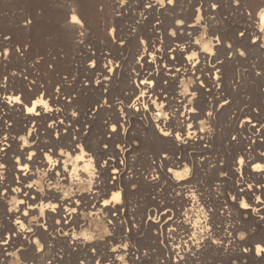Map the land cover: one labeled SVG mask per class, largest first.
<instances>
[{"label": "rangeland", "instance_id": "374dc122", "mask_svg": "<svg viewBox=\"0 0 264 264\" xmlns=\"http://www.w3.org/2000/svg\"><path fill=\"white\" fill-rule=\"evenodd\" d=\"M262 11L264 0H0V100L22 101L14 111L0 104V141L14 139L0 170V264H264V212L241 207L264 206V40L256 49L239 35ZM190 41L194 52L171 53ZM145 48L155 55L153 92L137 76L152 72L138 61ZM202 50L212 71H174ZM40 99L46 117L25 118ZM16 152L32 157L25 179L12 172ZM168 169L189 171L176 182ZM17 181L49 207L17 212L3 193H17ZM98 184L108 189L100 204L115 192L121 202L97 209ZM65 206L75 215H58ZM195 220L202 225L184 226ZM8 237L14 248L3 252Z\"/></svg>", "mask_w": 264, "mask_h": 264}, {"label": "bare ground", "instance_id": "6f19581e", "mask_svg": "<svg viewBox=\"0 0 264 264\" xmlns=\"http://www.w3.org/2000/svg\"><path fill=\"white\" fill-rule=\"evenodd\" d=\"M152 2V1H151ZM260 19V25L258 26V27H256V26H254V25H252L251 27H249V28H247V29H245V31L244 30H242V32L244 33V36H245V40L246 39H250V38H252V43L254 44V46L253 45H251V46H253V47H258L259 46V44H260V42H262V40H264V31H262V29H264V11H262L261 12V14H260V17H259ZM73 24H75V22L72 20L71 22H69V24H67L66 26H67V29H69V30H71L72 32L73 31H75L76 29V24L75 25H73ZM254 24V23H253ZM244 28H246V27H244ZM243 41V40H242ZM253 41H255V43L253 42ZM189 43H190V45H189ZM188 44H187V46H185V47H182V46H179V45H176L172 50H171V53L172 54H180V53H188L189 51L190 52H194V50L195 49H198V47H197V45H196V42L195 43H192L191 41L189 42ZM262 44V43H261ZM148 47V46H147ZM264 47V46H263ZM257 49V48H256ZM254 52V51H253ZM153 53V50L152 49H147L146 50V48L145 49H143V51H142V54L140 55V58L138 59V61L140 60V61H144V63H146V65L143 63V65H145L144 67H146V69L145 70H149V71H152L153 70V62H154V57H155V55H154V53ZM198 53H200L202 56V60H197V61H194V59H192V56L191 55H187L186 57H184L185 59H183V60H181V64H179L181 67H178V68H176V69H174V71L177 73V74H179V73H184V72H186V73H190V71H192V70H198V71H205V70H211L212 69V67L211 68H209L204 62L207 60V54L204 52V50H202V51H200V52H198ZM147 57H151V59L153 58V60H149V61H147ZM149 59V58H148ZM160 59V58H159ZM139 61V62H140ZM147 61V62H146ZM139 64V63H138ZM110 65V64H109ZM170 65V64H169ZM111 66V65H110ZM136 67H137V64H136ZM138 67H139V65H138ZM215 67H217V65L215 66ZM108 68V67H107ZM105 69V68H104ZM139 69H140V67H139ZM137 70V71H140L138 74H137V76H141V77H143V78H145V80H142V81H151V78H152V76L154 75V73H153V71L152 72H143V70H144V68L143 69H140V70ZM214 69V68H213ZM169 70V69H168ZM212 71V70H211ZM176 74V75H177ZM145 75H148L149 76V78H147V77H145ZM136 76V77H137ZM135 77V78H136ZM136 80V79H135ZM153 80V79H152ZM137 81V80H136ZM135 81V82H136ZM142 81H140L141 82V84H142V87H143V89H145L147 92H153V88H152V84L151 85H146V84H144V83H142ZM153 83V82H152ZM136 84H138L137 82H136ZM215 85H217V86H219L217 83L215 84ZM20 86V85H19ZM6 87V86H5ZM216 87V86H215ZM218 88V87H217ZM7 89V88H6ZM21 89V88H20ZM136 89H137V87H136ZM9 90H11V89H9ZM22 92H24L23 90H24V87L22 86ZM20 90V91H21ZM133 90V89H132ZM4 91V90H3ZM18 91V90H17ZM20 91H18V92H20ZM136 91V90H135ZM146 92V93H147ZM209 92V91H208ZM9 93V92H8ZM4 93V94H6V95H4L3 94V97L1 98V100H0V104L2 105V106H6L8 109H9V111H14V109H16L17 107L15 106L16 105V103H17V105L18 104H21V102H18V101H16L15 100V98L16 97H14L13 96V94L12 93ZM157 93V92H156ZM218 92H216V94H217ZM155 94V93H154ZM214 94V93H213ZM212 94V95H213ZM158 95V94H157ZM2 96V95H1ZM17 96H18V94H17ZM145 96V95H144ZM139 98H141V97H139ZM216 98H217V96H216ZM141 100V99H140ZM21 101V100H20ZM27 101H28V99H27ZM37 101H41V99L40 100H34V101H31L32 103H31V105L29 104V106L27 105H25L24 106V108H23V113L22 114H24L23 116H25V118H31V117H33V118H36V116L37 117H39V116H43V115H45V114H47L48 113V108H47V106L45 105V102H43V103H37ZM152 101H153V99H152ZM215 101V100H214ZM220 101V100H219ZM212 103H215V105H217V102H212ZM15 104V105H14ZM136 104H138V103H136ZM135 104V105H136ZM179 104H180V102H179ZM212 105L213 104H209V106H211L212 107ZM223 105V104H222ZM141 106V105H140ZM207 106V105H206ZM28 107H32V108H34V112H32V113H29L28 111H27V108ZM134 107V106H133ZM137 107V106H136ZM150 107H151V105H150ZM210 107V108H211ZM214 108H216L215 106H214ZM135 110H136V112L137 113H140V114H142V112L144 111V109L143 108H141V107H138V108H135ZM152 110V109H151ZM155 110V109H154ZM153 110V111H154ZM159 110V109H158ZM213 110H215V109H213ZM21 111V110H20ZM188 111V110H187ZM215 112V111H214ZM37 113H38V115H37ZM145 113V112H144ZM211 112H209L208 114H210ZM157 114V113H156ZM187 114H189V113H187ZM158 115V114H157ZM184 115H186V114H184ZM31 116V117H30ZM35 116V117H34ZM159 116V115H158ZM162 116V115H161ZM45 117H46V115H45ZM153 117V116H152ZM183 118V117H182ZM185 118V117H184ZM159 120V119H158ZM255 121V120H254ZM169 122V121H168ZM244 122L245 123H249L250 124V122L251 121H248V120H244ZM167 124V123H166ZM4 125V124H3ZM258 124H254L253 123V126H257ZM166 126V125H165ZM32 127V126H31ZM167 127V126H166ZM6 129V128H5ZM7 129H8V125H7ZM165 129V128H164ZM168 129V128H167ZM5 132V131H4ZM7 132H8V130H7ZM107 132V131H106ZM164 132H166V131H164ZM160 133H161V135H163L162 134V132L160 131ZM8 134V133H7ZM109 134V133H108ZM34 136V135H33ZM163 136H165V135H163ZM31 137V136H30ZM173 137H175V136H173ZM9 138V137H8ZM8 138H6V137H3L2 139H1V141H0V148L1 149H3L2 151H0V164H3V165H5V163H4V160H5V158H6V156L7 155H9V152H10V144H11V142H13L14 141V139H8ZM11 138V137H10ZM177 140V145H181V144H183L184 142L182 141V140H180V139H176ZM77 142V141H76ZM174 142V141H173ZM188 142H190V141H188ZM38 144V143H37ZM185 144V143H184ZM189 144V143H188ZM34 145L35 144H33V145H30V146H33L34 147ZM39 145V144H38ZM182 146V145H181ZM35 147H39V146H35ZM27 149H30V147L28 148L27 147ZM25 150V149H24ZM38 150V149H37ZM20 151H22V152H24L23 150H20ZM123 152V151H122ZM25 154V153H24ZM24 154L22 153H20V152H16V155H18V159H17V163H15L16 165H13L12 167H13V170H12V172H14V173H17V174H21V173H23L22 174V178L23 179H25L26 178V173H25V169H26V166H27V163H28V161L30 162L31 161V159H32V157L30 156V154H29V157H27V156H24ZM27 154V153H26ZM15 155V156H16ZM12 156V155H11ZM59 157V156H58ZM261 159H264V153L261 155V157H260ZM259 158V159H260ZM7 159H9V158H7ZM248 159V158H247ZM256 160H258V159H256ZM241 161H243V159L242 158H240V161H239V166H237L236 167V171H238V169L240 170L241 169V167H242V165H244L243 164V162H241ZM248 161H250V162H252V160H247V162ZM36 162V161H35ZM31 163H33L32 161H31ZM30 163V164H31ZM43 163V162H42ZM60 163V162H59ZM80 163H83V165H80ZM153 163V162H152ZM34 164V163H33ZM42 165V164H41ZM47 164H45V166H46ZM10 167V166H9ZM58 167H59V165H58ZM2 168H0V170H1ZM74 169H75V171H81V172H84V174H85V170H88V167H87V164L84 162V161H80V162H77V163H75V167H74ZM73 169V170H74ZM54 170V169H53ZM118 171V170H117ZM116 170L115 171H113L112 172V174H114L115 176L113 177L114 179H116V174L118 173ZM119 171H121V170H119ZM261 171V170H260ZM259 171V172H260ZM11 171L9 172V174L10 173H12ZM90 172V170L89 171H87V175H88V173ZM53 173H54V171H53ZM177 173H179L180 174V172H177V171H172L171 172V174L173 175L172 176V180L173 181H178V178H177ZM119 175V174H118ZM122 175V174H121ZM119 177V176H118ZM28 178V177H27ZM112 178V179H113ZM118 179V178H117ZM152 180V179H151ZM151 180H149V181H151ZM117 181V180H116ZM114 183H115V181H113ZM17 183L18 184H16V185H19V188H18V192L16 193L13 189H12V192L10 191V190H4L3 191V193L5 194V195H7L9 198H11L12 200H14L15 202H16V204L20 207L19 208V210H17V212H19L20 213V211L21 210H26V209H28V211H30V212H36L37 210H38V208L39 207H41V208H43V207H49V203H43L44 202V197H46V195L44 196V195H42V194H40V193H38V191H36L35 189H31L30 187H27V186H23L24 184H22L20 181H17ZM117 183V182H116ZM15 184V183H14ZM13 184V185H14ZM118 184V183H117ZM240 185H242L241 183H239V186ZM0 186H4V183L3 184H0ZM6 187V186H5ZM106 186L105 185H100V184H98V186H97V190H95L93 193H92V195H91V198H90V201L91 202H95L96 203V208L97 209H102V208H106V206H108V205H106L104 202L103 203H99V201H100V197H102V198H104L106 195H105V193L108 191V189L107 188H105ZM108 187H109V190L110 189H115L116 188V186H114L113 184H111V185H108ZM6 189V188H5ZM8 189V188H7ZM113 189V190H114ZM240 189V188H239ZM242 189V188H241ZM259 190H260V188H258ZM240 193H246V192H248V191H251V192H253L254 191V189H252V188H250V187H247V188H245V189H242V190H238ZM48 192V191H47ZM13 194V195H12ZM106 194H108V192L106 193ZM15 195V196H14ZM53 194H51V196H52ZM7 197V198H8ZM64 197V196H63ZM74 197V196H73ZM52 198V197H51ZM65 198V197H64ZM72 201L73 199L72 198H66V200H59L60 202H62V201H64V203H65V201ZM73 202V201H72ZM63 202H62V206L63 205H65ZM70 204V203H69ZM253 206H250L249 208L251 209V210H253V212L254 213H259V212H264V206H261V203L259 202V201H254L253 203ZM52 205V204H51ZM57 206V205H56ZM115 206V205H114ZM114 206H113V208H114ZM120 208L121 207H119V208H117L116 210H120ZM59 209V208H58ZM245 209V208H244ZM62 210V209H61ZM61 210H59L61 213L60 214H58V215H62V213H63V217H65V218H69V217H72V216H74L75 215V213H76V208H74V207H67V206H65L64 207V211H61ZM115 210V211H116ZM11 213V212H10ZM49 213L50 214H56V212L55 211H53V213L52 212H50L49 211ZM150 213H151V211H150ZM38 215V214H37ZM50 216H52V215H50ZM56 216V215H55ZM167 217V215H164L163 216V219H165ZM256 217V216H255ZM258 217V216H257ZM150 220H152V222L154 221L153 220V218L152 217H150L149 218ZM202 222V221H201ZM201 222H198V221H194V224H190V223H185L184 221H183V223H184V226H188V227H190L191 229H196L197 227H199V226H201L202 224H201ZM22 222L21 221H19V223H18V221H15V223H14V225H15V227H20V226H18V224H21ZM35 223V222H34ZM45 224V223H44ZM22 225V224H21ZM193 227V228H192ZM37 231V230H36ZM18 236V235H17ZM34 237V236H33ZM63 237V236H62ZM10 238H12L11 236H10ZM1 240V239H0ZM7 240V243H4V241L1 243V250L3 251V252H10L14 247H13V244H12V240L11 239H9V237L6 239ZM68 241H69V239H68ZM74 242H76V241H74ZM73 241H72V244L74 243ZM260 248H261V246H259ZM177 247H174L173 249L175 250ZM10 256V255H9ZM41 257V256H40ZM90 258L89 256H86V258H85V262H82L83 264H87V263H90L92 260H91V258L88 260V258ZM2 261V260H1ZM114 261V260H113ZM116 261V260H115ZM114 261V262H115ZM2 263V262H1ZM106 264H110V263H106ZM111 264H113V263H111Z\"/></svg>", "mask_w": 264, "mask_h": 264}, {"label": "snow or ice", "instance_id": "6c2138e0", "mask_svg": "<svg viewBox=\"0 0 264 264\" xmlns=\"http://www.w3.org/2000/svg\"><path fill=\"white\" fill-rule=\"evenodd\" d=\"M233 2H234L237 6L240 4V0H233ZM168 3H169V4L173 3V0H168ZM211 6H212V7H216L217 5L212 4ZM148 7H151V5H148ZM73 21H74L75 23H80V20H79L77 17H73ZM262 31H264V29H262ZM239 35H240L241 37H243V36H244V33L241 32ZM253 42L255 43V41H253ZM229 47H231V45H229ZM205 50L207 51L208 49H205ZM240 55L243 56V55H244V52H241ZM105 67H107V66H105ZM218 79H219V77H218ZM97 83H99V81H97ZM142 83H144V84H146V85H151V84H152V81H142ZM137 99H139V97H137ZM15 100L18 101V102H22V101H20V97H16ZM37 103H43V101H37ZM152 103L154 104L155 101H152ZM144 107L147 108V105H144ZM27 111H28L29 113H32V112H34V108H32V107H28V108H27ZM37 115H38V113H37ZM209 115H210V114H209ZM112 131H113V132L116 131V127H115V126H113ZM161 132H162V134L165 135V136L170 135V133H168V132H164L162 129H161ZM177 139H180V137L177 136ZM233 139H235V137H233ZM104 147L107 148V145H105ZM2 150H3V149H0V151H2ZM49 159H51V158H49ZM81 159H82V157H81ZM241 162H243V161H241ZM57 163H59V161H57ZM105 163H107V161H105ZM3 167H5V166H4L3 164H0V168H3ZM256 167H257V169H264V165H259V164H258V165H256ZM168 171L171 172L172 170H171V169H168ZM188 171H189V170H187V169L184 170V176H180V174L177 173V178H178V179H184V178L188 175ZM153 179H155V177H153ZM121 196H122V194H121L120 192L112 193V194H111V200H105L104 203H105L106 205L111 204V203H113V202H115V203H119V202H121ZM233 199H235V197H234ZM241 207L247 209V208L250 207V205L247 204V203H242V204H241ZM24 215H28V213L25 212ZM18 223H19V221H18ZM85 238H86V239H89L88 237H85ZM241 238L243 239V237H241ZM4 243H7V240H5ZM113 251H115V249H113ZM244 251H248V249H244ZM256 252H257V255H260L262 252H264V248L257 247Z\"/></svg>", "mask_w": 264, "mask_h": 264}]
</instances>
